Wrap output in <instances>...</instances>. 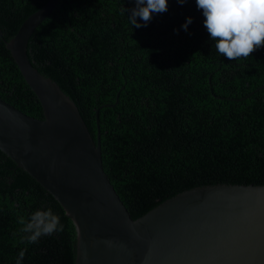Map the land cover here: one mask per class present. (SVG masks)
<instances>
[{"label":"trees","instance_id":"trees-1","mask_svg":"<svg viewBox=\"0 0 264 264\" xmlns=\"http://www.w3.org/2000/svg\"><path fill=\"white\" fill-rule=\"evenodd\" d=\"M45 1L0 0V98L37 118L41 104L4 40ZM134 7L58 0L27 45L95 141L99 125L103 168L131 217L200 186L264 184V47L238 61L221 56L195 0H168L140 28L129 21ZM48 209L63 230L29 243L20 219ZM75 243L59 202L0 150V264H16L21 250V264H74Z\"/></svg>","mask_w":264,"mask_h":264},{"label":"water","instance_id":"water-1","mask_svg":"<svg viewBox=\"0 0 264 264\" xmlns=\"http://www.w3.org/2000/svg\"><path fill=\"white\" fill-rule=\"evenodd\" d=\"M57 1L4 40L43 118L0 98V150L72 220L74 264H264V184L200 186L131 217L103 168L99 125L95 141L75 102L28 58L29 38Z\"/></svg>","mask_w":264,"mask_h":264},{"label":"clouds","instance_id":"clouds-1","mask_svg":"<svg viewBox=\"0 0 264 264\" xmlns=\"http://www.w3.org/2000/svg\"><path fill=\"white\" fill-rule=\"evenodd\" d=\"M183 4L187 0H177ZM196 6L202 10L204 26L212 41H215L216 51L229 60L247 59L258 48L264 47V0H195ZM135 7L128 15L130 24L135 28L147 26L153 14L168 10V0H134ZM124 11H128L124 8ZM137 17L143 21L138 22ZM192 23L188 17L182 25L187 30ZM21 231L27 233V241L36 243L41 236L62 231L59 217L51 209L35 211L25 221ZM25 250H21L16 264H21Z\"/></svg>","mask_w":264,"mask_h":264}]
</instances>
